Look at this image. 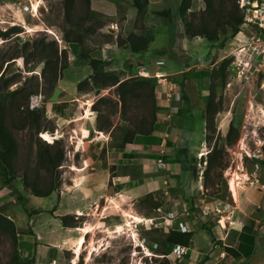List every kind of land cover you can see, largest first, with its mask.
<instances>
[{
	"label": "rangeland",
	"instance_id": "obj_1",
	"mask_svg": "<svg viewBox=\"0 0 264 264\" xmlns=\"http://www.w3.org/2000/svg\"><path fill=\"white\" fill-rule=\"evenodd\" d=\"M239 1L216 0L212 12L205 11L204 0H194L186 14L190 26L195 30L217 31L219 36L213 43L204 37L198 40L203 45L214 46L213 50L202 47L203 52H194L195 58L209 54L208 61L196 68L199 71L195 76L188 72L184 77H175L180 78L174 80L177 84L168 77V82L180 89L182 100H188L189 104L178 116H162L158 114L156 87L163 82L157 78L146 77L154 87L155 106L152 98H129L125 110L115 87L95 85L92 79L89 84L83 82L93 74L91 59L106 61L103 56H93L91 51L101 50L107 42L120 47L125 43L126 36L120 32L122 17L117 18L116 38L113 31L110 33L111 18L91 11V1L88 6L86 0H74L68 14L64 0H0V34L14 27L18 29L7 37L0 35V77L3 75L4 80L11 81L8 89L0 81V93H16L6 101L5 122L17 144L12 183L8 186L0 179V216L15 224L17 242L9 229L0 227V264H73L77 257L74 246L81 235L79 228L84 226L94 230L84 234L86 243L76 260L78 264H264V190L261 189L264 186V74L243 66L255 32L240 27L242 34L232 37L233 29L225 24L231 17L241 15ZM182 2L165 1L168 18L178 14ZM32 4L37 5V14L23 10L27 5L32 11ZM161 16L167 19L165 14ZM138 17L142 19L141 15ZM27 27L36 31L29 32ZM48 29L55 35L48 33ZM79 35L81 48L74 55V43L68 44L66 40L73 41ZM243 46L246 51L241 53ZM53 51L59 57L58 68L65 66L57 82L53 81L54 66L46 64ZM170 53L163 59L180 67L181 60L170 58ZM178 53H175L177 58ZM104 66L102 71L116 73L121 81L142 77L139 71L113 73ZM167 85L161 90L164 100L170 87ZM102 97L106 98L99 101ZM87 102H91L89 117L85 110ZM149 124L153 125L151 129ZM178 126L179 136L186 139L194 126L193 131L198 135L190 140L199 146L203 144L193 158L191 174L190 170L182 174L173 172L174 169L168 170L163 163H157L163 139L173 148L167 134ZM139 129L147 131V135H136L131 144H123L129 131ZM155 130L163 137L159 135L154 141L149 137L143 143L136 141V137L144 138ZM42 132L52 134L51 142L41 137ZM48 145L52 146L49 149L52 153L64 155L53 177L40 166L39 155ZM234 174H238L237 199L230 187ZM122 175L128 176L125 182L116 180ZM190 175L195 179L193 187ZM24 177L31 188L37 185L46 190L52 183L59 186L48 197H36L25 188ZM145 178L152 179L157 186H137ZM171 178L175 179L170 182ZM255 179L260 184L252 185ZM154 205L162 209L161 214L156 212L157 208L153 210ZM239 205L248 218L238 219L241 212L235 208ZM203 207L210 208V216L196 219L192 212L203 211ZM218 207L221 213L217 212ZM125 212L139 217L168 214L183 220L189 230L190 225L194 228L203 222L208 230L219 228L222 232L208 231L205 238L194 236V242L199 245L197 252H193L195 257L189 254L178 259L176 247L166 242L169 233L163 229L151 230L145 223L129 225L130 220L123 217ZM63 217L69 218L71 227L63 226ZM221 217L226 219L225 228L218 224ZM230 221L236 225L232 226ZM241 222L245 226L248 222L257 226V229L248 226L257 232L251 256L244 254L248 248L240 249L239 238L232 234L231 227L240 229ZM118 227H122L123 233H115ZM212 239L217 241L214 248L208 243ZM145 246L151 248V253ZM91 248L96 252L88 261Z\"/></svg>",
	"mask_w": 264,
	"mask_h": 264
},
{
	"label": "crops",
	"instance_id": "obj_2",
	"mask_svg": "<svg viewBox=\"0 0 264 264\" xmlns=\"http://www.w3.org/2000/svg\"><path fill=\"white\" fill-rule=\"evenodd\" d=\"M165 1L166 0H148L146 14L142 17L141 19L142 22H140L141 26H139V21L141 20H139L138 11L133 6L132 0H91L92 2L91 11L98 14H105L111 18L112 22L110 23L112 27L110 28L111 30L110 33L113 31L114 33L112 32V34H114V36L119 34L118 30L115 29V27H119L117 18L122 17V21H121L122 29L120 32H122V34H124L126 38L131 34H135L149 39L148 48L141 53H134L131 50L130 46L125 43L123 44L122 47H120L117 46L116 43L111 44L107 42L103 44L101 50H93L91 51V54L93 56H99V57L103 56L101 58L106 60L104 61L105 68H107V70L113 73L118 70L128 72L129 74H132L135 71L136 72L139 71V73L140 72L148 73L150 75H155L156 73H158L159 75L161 74L165 75L167 78L171 77V80L173 81L174 80L178 81L180 78L177 79L175 77L178 76L184 77L188 72L190 73L193 72L190 75L191 77H193V75L195 76V74L199 71V69L196 68H199V66L203 65L205 62L208 61L209 54H207L205 57L195 58L193 57V55L195 54L194 52L197 53L199 50L202 51V47H204V50L206 48L213 50L212 46L214 45L213 44L203 45L201 43H198V40H203L201 36H196L194 38L188 37V35L186 34V30L184 29V24L180 19L181 17L179 16V12L178 14H176L174 18H168V13H167L168 7L166 6ZM9 5L10 3H6V6ZM163 14L167 16V19H164V17L161 16ZM99 30L101 31L102 29L100 28ZM168 31L170 32V34L168 33ZM73 46H74L73 54L78 55L79 54L78 51L81 48V43L79 44L74 43ZM169 51H171L172 54ZM169 53H170V58L174 59L175 61L177 59L181 60L182 64L179 63L180 67H178L177 64H175L173 61L166 62L165 59H163L166 57V55L169 57ZM175 53L179 54L178 58L175 56ZM130 65H133V67H130ZM162 86L156 87L158 114L162 116L166 114H167L166 116H168V114L169 115L176 114L178 116L180 111L185 110V108L189 104V101L184 99L182 100V92H181L180 101L177 102L173 107H169L167 105L168 103L163 98L161 92L163 88ZM85 107L87 108V105ZM177 128L178 129H169L171 130L170 134L165 133L167 134L168 137L169 136L171 137L169 141H173V145H172L173 148L167 146L166 139H163L160 148L161 152H159L157 157L158 159L162 160V163L164 164V166H166V169L171 170L172 168V170L174 169L173 172L179 171L180 174L187 173L190 170V174H191L193 171L192 166L194 165L193 158L196 157V154L199 151H201L202 149L201 147L203 144L199 146L198 142L196 144L194 143V141L191 142V140L198 135L195 134V132L193 131L194 126L190 130L191 132L188 135V139H186L183 135L179 136V134H181V130L179 126ZM157 131L158 130H155L154 133L144 138L140 137L141 139H138L139 137H136V141H138L139 143H143L145 139L149 137L150 139L152 138L151 140L153 139L155 140L160 135ZM161 136L162 135H160V137ZM127 178H128L127 175H122L117 177L116 180L119 179L120 182H125L124 180H127ZM174 179L175 178H171L169 179V181L171 182ZM193 182H195V179L192 178V176L190 175L191 187H193ZM137 184H138L137 186L142 188L143 187L146 188L147 186L150 187L154 184L157 186V184L150 178L140 179V183ZM159 188L161 189L160 186ZM254 198L258 200L259 197L257 195L255 197L254 195ZM235 210L241 212L238 213L237 215L238 219L242 220L243 218L245 219L248 218L247 213L242 211V206L241 207L240 205L237 206ZM194 213L196 212H192V214ZM242 224L244 226V231H242L243 228L240 230L236 229L237 231L236 230L232 231V234L234 235L235 238H239L241 233L250 236H257L256 235L257 232H255L257 226L253 224V222H248L246 226L244 225V223ZM202 225H204L203 222L202 223L198 222V226H195L194 228H192L190 225V227L192 228V232L194 233L193 237L195 236L196 238H198V236L204 235L205 238L209 236L208 231L214 232L212 234H217V233L220 234L222 232V230L219 228L217 229L210 228L209 230H205L202 228ZM248 226H254L255 229L251 230V227ZM229 236L230 233H228L226 239H228ZM226 239L224 238L225 241ZM213 240L214 239L208 241L209 246L212 245V248H214L213 246L217 243V241L214 240L213 242ZM225 241H224V245H226ZM198 246L199 245L196 244V241L194 242L192 238V245L187 249V254L184 256L186 257L189 254L190 255L193 254L192 256L195 257V253L193 252H197L196 247ZM213 255H215V253H213ZM173 264H175V262Z\"/></svg>",
	"mask_w": 264,
	"mask_h": 264
},
{
	"label": "trees",
	"instance_id": "obj_3",
	"mask_svg": "<svg viewBox=\"0 0 264 264\" xmlns=\"http://www.w3.org/2000/svg\"><path fill=\"white\" fill-rule=\"evenodd\" d=\"M66 4L68 5L67 13L69 14V9L71 5H73L74 0H64ZM91 0H86L87 5L89 6ZM133 6L138 11V15H141L142 17L146 14L147 11V5L148 0H132ZM216 0H204L205 3V11H215L214 3ZM194 0H183L182 5L179 8V15L181 19H183L184 26H187L186 28V34L190 38H194L196 36H201L206 38L209 42H215L218 39L219 33L217 31L209 32L206 28L202 29H193L190 26L189 21L187 20L186 14L187 12H190L191 7L193 5ZM234 9V8H233ZM238 10L237 6H235V11ZM226 25L230 26L233 29L232 37H234L236 34L240 32V27L243 26V16L242 14L239 16H233L231 17L230 21H227L225 23ZM17 28H12L10 32H4L0 34L1 36L7 37L11 33H17ZM82 38L80 35L73 41L66 40L69 44L81 43ZM125 44L129 45L131 50L134 53H141L145 51L148 48L149 39L145 38L143 36H138L135 34L129 35L126 40ZM223 44V43H222ZM65 52V51H63ZM48 61L46 64L53 65L54 66V78L53 81L57 82V80L62 75V70L65 69V66H61V68H58V54L56 51H53V54L49 56ZM55 60L56 62L51 63L49 60ZM53 62V61H52ZM104 63L97 59H91L90 65L93 69V74L90 75V77L87 79L86 82L89 84V79H92L93 84H100L107 87H115L116 96L122 103V107L125 110L126 102L129 98H140L144 99L146 98H152L153 106H155L154 101V87L151 85V82L147 80L146 78H130L124 81H121L119 79V76L115 74H107L104 71H102ZM105 67V66H104ZM4 82V87L8 89L11 81L10 80H4L3 75L0 77V81ZM82 82L79 83V90H82ZM18 93V92H17ZM16 93L12 92L7 95L0 93V179L1 181L6 185H11L12 178L14 176V161L17 155V144L16 141L13 138V135L9 128L6 125L5 122V116H6V101L8 97L15 96ZM106 97H102L99 101L105 99ZM96 106V103L93 105V108ZM156 115V114H155ZM150 125V124H149ZM109 126L111 127L112 124L109 123ZM152 124L150 125V129L152 128ZM147 131L143 132V130H135V131H129L127 135L124 138L123 144H131L133 142V139L136 135H147ZM51 145H48L46 149H44L40 155V166L41 169L46 171L47 173L51 174L53 177V173L56 171V169L60 166L62 160H63V153L62 152H56L52 153ZM185 170V167H184ZM23 184L25 188H28L32 194L36 197H48L50 196L56 189L58 188V183H52L48 189H40L37 185L33 186L31 188V184L28 182L27 177H24ZM153 210L157 208V205H154ZM62 223L64 227H71L69 224L68 217H63ZM0 227L3 229H9L11 232L14 242H17L16 236V227L15 224L10 221V219H7L5 216H0ZM202 228L205 230H208L207 225H202ZM194 233L193 232H180V231H170V233L166 237V242L170 246H182L189 248L192 245V238ZM247 239L248 241H246ZM255 237L246 235L244 233L240 234L239 237V245L240 249L248 248V250H244V254L247 256L252 255V249L255 247L254 242Z\"/></svg>",
	"mask_w": 264,
	"mask_h": 264
},
{
	"label": "built area",
	"instance_id": "obj_4",
	"mask_svg": "<svg viewBox=\"0 0 264 264\" xmlns=\"http://www.w3.org/2000/svg\"><path fill=\"white\" fill-rule=\"evenodd\" d=\"M32 6H34V4H32ZM239 7L241 10V14L243 16L242 27H246L255 32V34H253V36L251 37L250 43L248 44L249 49H248V53H246L248 55L247 61L243 62V66H245V68H250V70L253 69L254 71H261L264 74V0H240ZM23 10L36 14L38 12V10L34 11V9L30 11V8L27 5L23 7ZM243 48L244 49L241 50V53L242 51H246V47L243 46ZM145 75L149 77L157 78L159 81L163 82L162 83L163 86H168L167 84H170L166 97V102L168 103L169 107H173L177 102L180 101L181 99L180 89L177 86L171 84V81L168 82V78L165 75L163 74L159 75L158 73H156L155 75H150L144 72L139 73V76L145 77ZM31 100L34 102V99L31 98ZM157 163L158 164L162 163V160L158 159ZM251 184L252 185L260 184V182L258 179H255ZM261 189L264 190V186H262ZM216 209L218 213H221L219 207ZM156 212L157 213L159 212L158 214H161L162 209L159 207L156 209ZM210 214H211L210 208L203 207V211H198L197 213H194V217H196V219H204V217L210 216ZM165 215H166L165 217L144 216L142 217V219L144 220L143 223L149 225L151 230L163 229L167 233H170V231L192 232V228L190 227V230L187 229V225L180 218H177L175 216H170L168 214ZM173 218H175V220H173ZM218 224L222 228H225L223 217L219 218ZM230 224L232 226L236 225L234 221H230ZM239 226L241 227L240 229L243 228L242 223ZM236 229L238 228L231 227V230H236ZM174 247H176V251H178V254H176L178 259L182 258L184 255L187 254L188 248L182 246H174Z\"/></svg>",
	"mask_w": 264,
	"mask_h": 264
},
{
	"label": "bare ground",
	"instance_id": "obj_5",
	"mask_svg": "<svg viewBox=\"0 0 264 264\" xmlns=\"http://www.w3.org/2000/svg\"><path fill=\"white\" fill-rule=\"evenodd\" d=\"M41 2V1H40ZM41 4V3H40ZM39 6V5H38ZM37 8V5L35 4L33 6V9L34 11L36 10ZM28 28V27H27ZM37 28V27H36ZM45 28V27H43ZM47 28V27H46ZM29 32H35L36 30L35 29H32V28H28ZM45 30V29H44ZM43 30V31H44ZM48 33H51V34H54L53 31L51 30H47ZM239 34H242V33H239ZM55 35V34H54ZM243 36V35H242ZM145 77H149L147 75H145ZM85 105H87V108L85 109L86 110V116H88V114L90 115L89 111L91 110V102H87L85 103ZM263 113V117H264V111H262ZM89 117V116H88ZM81 119H84V118H81ZM86 119V118H85ZM52 134H48V133H45V132H42L41 133V137L45 140V141H50L52 140V136H50ZM206 154H202L201 156H205ZM236 175L238 174H234L233 175V178L231 179L230 181V187H231V191L233 192L235 198L237 199V191H236V185H235V177ZM80 215H82L81 212H79ZM123 217H126L128 220L130 221H127L128 223L127 224H141L144 222V220L142 219V217H139L138 215H134L133 213H130V212H125L123 214ZM119 230L115 231L116 234H121L123 233V229L122 227H118ZM94 230V228H92L91 226H84L82 228H79V231L81 232V235L80 237L76 240V243H75V246H74V254L77 255V257L74 259V262L73 264H78L76 262V260L78 259L79 255L81 254V251L84 249V244L86 243V239H85V236L84 234H88V233H91L92 231ZM113 237V236H112ZM101 246V245H100ZM96 248V247H95ZM100 249V248H99ZM96 252V249H90L89 251V257H88V261L91 259V255ZM136 255V253L134 254V256Z\"/></svg>",
	"mask_w": 264,
	"mask_h": 264
},
{
	"label": "clouds",
	"instance_id": "obj_6",
	"mask_svg": "<svg viewBox=\"0 0 264 264\" xmlns=\"http://www.w3.org/2000/svg\"><path fill=\"white\" fill-rule=\"evenodd\" d=\"M144 78H145V77H144ZM180 93H181V91H180ZM199 156H200V155H199ZM203 157H204V156H202L201 159H202ZM201 159H199V160H201ZM141 224H142V223H141ZM151 247L153 248V246H151ZM145 248H147V249L149 250V253H151V251H150L151 248L149 249L148 246H145Z\"/></svg>",
	"mask_w": 264,
	"mask_h": 264
}]
</instances>
